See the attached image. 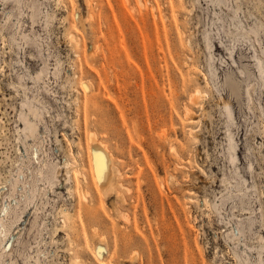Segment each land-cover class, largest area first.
I'll return each instance as SVG.
<instances>
[{
    "label": "rangeland",
    "instance_id": "obj_1",
    "mask_svg": "<svg viewBox=\"0 0 264 264\" xmlns=\"http://www.w3.org/2000/svg\"><path fill=\"white\" fill-rule=\"evenodd\" d=\"M251 55L264 64V0H0V264H264ZM91 132L117 201L92 177Z\"/></svg>",
    "mask_w": 264,
    "mask_h": 264
},
{
    "label": "bare ground",
    "instance_id": "obj_2",
    "mask_svg": "<svg viewBox=\"0 0 264 264\" xmlns=\"http://www.w3.org/2000/svg\"><path fill=\"white\" fill-rule=\"evenodd\" d=\"M205 36H206V34H205ZM206 43H207L206 45H207L208 49L212 50V46L213 45L211 46V44L209 42V38H207V42ZM220 45H222V44H220ZM226 50H228V49H226ZM234 50H235L234 48L228 50V52H229V57L228 58L231 60L232 64L237 67L239 76H240V74H241V76H243L245 74L244 69H241L239 66H237V62H236V60H235V58L233 56ZM253 54H254V52H253ZM211 59H213L212 56H211ZM250 59L252 61V65L255 67V69L257 71V76L255 75V77L260 82V83L259 82H257V83L261 84V88H264V64L257 57H254L252 55L250 56ZM210 67H211V73L210 74L212 75V79L214 81V85L220 91L223 89V86H226L229 89V97H232V96L239 97L241 95L240 86L238 85V83L236 82L235 79L227 77V78H225V81L222 84L220 79H219L218 74L216 73V69L213 67V65H210ZM247 87H248V84H247ZM202 95H204V94L201 93L200 90L197 89L191 95V99H193V101H196L194 99H196L198 96H202ZM244 96H245L247 101H250V94H249L248 89H245ZM24 107H26V109L22 113V115H23V119L25 121V125H24L23 130H21V131L23 132V134L25 136V140H27L29 138L36 139L37 126L39 125L38 122L41 119V114L38 112L37 109H35L31 105H26L25 104ZM185 109H186V114L190 115L189 108L186 106ZM226 113H227L228 118L231 120V124H232L234 122L233 108H232V105H231V102H230L229 99H227ZM90 141L92 142V147L97 146V148L95 147V150H92L91 155H90V158H91V163L90 164H91L92 177L94 178V180H96L98 182L99 189L103 193L104 197L105 196L108 197V196L112 195V196H115V198H116L115 200L117 201V199L118 198L121 199V196H122L118 192V187H123L120 184V181L118 179L121 176L120 175V171L112 164L111 155H110V153L106 152L107 151L106 146H104L102 142L97 141L96 138H95V134H93L92 132H91V136H90ZM235 149H236V144H235L233 138L230 135L228 153H229V156H230L231 164H234L235 161H236ZM66 166H68V164ZM242 181L244 182V180H242ZM242 181L239 183L240 185H242ZM16 187H17V181L14 180L13 181V189L15 190ZM124 188L125 187H123V189ZM83 192L85 193V190H83ZM86 195H88L87 192H86ZM110 205L112 206L113 211H115L117 214H120V211H119V209L117 207V203H115V202L111 203L110 202ZM10 252H11V246L7 247V254H10Z\"/></svg>",
    "mask_w": 264,
    "mask_h": 264
}]
</instances>
